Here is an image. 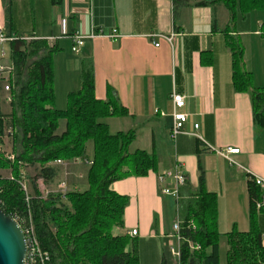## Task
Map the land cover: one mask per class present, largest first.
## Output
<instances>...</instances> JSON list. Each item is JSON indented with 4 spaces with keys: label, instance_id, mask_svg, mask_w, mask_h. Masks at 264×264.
Masks as SVG:
<instances>
[{
    "label": "crops",
    "instance_id": "0c3cea01",
    "mask_svg": "<svg viewBox=\"0 0 264 264\" xmlns=\"http://www.w3.org/2000/svg\"><path fill=\"white\" fill-rule=\"evenodd\" d=\"M7 14L5 9L0 13V30L17 38ZM58 18L61 39L34 35V39L57 45L53 55L55 90L67 95L78 91L83 62H91L96 98L117 101L129 112L128 116L105 121L110 132L135 130L131 153L145 151L157 159L155 173L111 185L112 192L129 199L124 226L117 228L115 236L130 237L142 264L168 262L165 239L171 235L165 217L169 197L162 196L161 189L176 186L172 180L160 185L158 177L177 165L186 177L187 187L182 186L183 198L175 200L176 220L182 215L178 202L186 203L191 193L198 191L202 169L206 191L217 196L220 234L225 236L233 228L249 232L246 172L264 178V128L255 124L252 92H237L233 85L232 56L224 33L230 22L227 10L223 6L214 9L193 4L176 9L173 0H64ZM246 21L239 24L237 31L232 30V36L243 48V71L251 75L253 88L264 90V15L254 14L247 24ZM92 32H102L103 36L86 39L80 53L74 54L73 36L88 37ZM151 35L173 40L170 44L162 38L152 39ZM173 93L186 98L182 110L189 116L186 132L194 133V125H199L198 134L204 143L191 135L171 140ZM4 101L6 108L9 103ZM208 147L239 149L240 153L232 156L238 166L230 165ZM54 166L56 176L49 182L37 174L36 183L43 197L88 189L84 179L89 165L76 161ZM257 222L264 246V210L258 213ZM132 231H137V236L131 237ZM132 249L131 246L129 251Z\"/></svg>",
    "mask_w": 264,
    "mask_h": 264
},
{
    "label": "trees",
    "instance_id": "16d2710c",
    "mask_svg": "<svg viewBox=\"0 0 264 264\" xmlns=\"http://www.w3.org/2000/svg\"><path fill=\"white\" fill-rule=\"evenodd\" d=\"M64 0H51L61 7ZM174 7L223 6L229 13L225 36L233 62V85L237 92H252L255 124L264 128V90L254 89L251 75L243 71L244 51L232 36L235 26L251 15H264V0H173ZM264 27V24H263ZM7 37H12L10 34ZM30 39V40H29ZM10 60L15 68L11 81L12 112L3 113V88L0 79V145L7 128L14 136V163L0 154V170H11L13 180L0 178V208L25 228L29 214L43 252L51 264H142L134 242L127 235L115 236L113 231L124 226L129 199L110 190L111 185L131 178L147 177L157 171L155 154L145 151L131 153L136 131L112 134L105 123L110 118L128 116L117 101L99 100L95 95L92 64L84 61L81 88L68 95L66 110L53 108L54 62L57 45L48 40L15 38L9 44ZM64 129L59 133L61 124ZM93 144L89 160L88 144ZM18 144V145H17ZM16 145L21 149L17 152ZM81 161L89 165L88 189L59 192L43 197L37 179L31 182L30 205L21 188L20 169L39 166V177L49 182L56 176L55 164ZM187 187V184H185ZM184 185V186H185ZM183 188L179 195L183 198ZM250 200V231L236 228L226 234L227 264H264V246L258 227L256 205L264 201V191L248 182ZM184 203L179 201L182 226L181 264H220L218 200L206 191L201 169L199 189ZM182 210H184L182 212ZM199 247L192 250L189 244ZM132 246V251L128 247ZM162 264H170L163 262Z\"/></svg>",
    "mask_w": 264,
    "mask_h": 264
},
{
    "label": "rangeland",
    "instance_id": "374dc122",
    "mask_svg": "<svg viewBox=\"0 0 264 264\" xmlns=\"http://www.w3.org/2000/svg\"><path fill=\"white\" fill-rule=\"evenodd\" d=\"M1 3H2V6L0 4V13L4 11V9L5 11L6 10L8 11V14H7L8 21L9 23L12 24L11 26L12 32L18 38H25V37L27 38L29 36H34V35L35 36L54 35L58 39L62 38L59 34L60 29L57 27L58 20L60 19L58 18V16H60L61 7L52 6L51 0H2ZM252 16L253 15H251L248 18V20L246 21V24L248 23L249 20H251ZM59 23H61V19L59 20ZM262 25H263V22L261 23V27ZM235 27L237 31L239 28V24ZM63 41L67 43L69 42L67 39H62V42ZM5 49L7 53L10 54L9 46H7ZM54 94H55V103L53 106L57 108V110H62V111L66 110L68 107L67 93L60 94V91L58 90L57 92L54 86ZM7 97L8 96L4 94L3 92L2 94L3 103H5L4 100L7 101ZM9 104H7L6 108H4L2 104V107L4 108L3 113L6 115L11 114L12 112V107ZM63 129H64V123L61 124L59 133L62 132ZM16 134H17L16 131H13L10 127L7 128L4 139H3V145H0V154L4 156L5 160H8L11 163H14V160H15L14 136ZM17 145H16L15 151L17 150V152H19L21 149ZM88 156L90 159L93 157V144L92 143L88 144ZM20 173H21V181H19V184L21 188L23 189L25 195H26V192L28 193V195L32 194L30 185H31L32 180L34 178H37L38 176L37 174L40 173V169L37 166L30 167V166L24 165L21 167ZM0 178L13 180V173L11 170H0ZM84 181L86 182L87 178L84 179ZM25 189H26V192H25ZM173 190L174 188L171 189L170 191L173 192ZM56 193H59V192H56ZM50 194H55V193H48L44 197L47 198V196ZM164 197H169L166 201L168 204L167 206L168 209H167L165 218H167L166 220L167 232L170 233V235L172 236L174 234L173 225L176 222V218H174L175 210H176L175 199L170 196H164ZM28 204L30 205V197H29ZM29 218H31L30 214H29ZM29 223H30V220H29ZM116 232H117V229L113 231V234L115 235ZM165 243H166V247H165L166 259L168 260V263L174 264L175 260L171 254L169 245L175 244L176 243L175 239L174 238L165 239ZM225 244H227V240L225 239V236H221L220 238V248H221L220 264H227V245ZM129 250H131V246H129L128 251Z\"/></svg>",
    "mask_w": 264,
    "mask_h": 264
},
{
    "label": "built area",
    "instance_id": "2783aa9c",
    "mask_svg": "<svg viewBox=\"0 0 264 264\" xmlns=\"http://www.w3.org/2000/svg\"><path fill=\"white\" fill-rule=\"evenodd\" d=\"M103 36L102 32L96 33L92 32L90 36L86 37L83 35L76 34L72 38V52L74 54H79L81 48L84 46V41L86 39H94L97 37ZM150 38L156 39V38H162L166 40L168 43H172L173 37L163 36V35H151ZM15 38L7 37L4 35L3 31L0 30V79L2 81V88L4 94H6L7 102H12V97L10 95V92L12 90L11 81L15 77V68L10 60V54L7 53L4 46L10 44L13 42ZM30 40V39H29ZM39 40V39H34ZM54 40V39H52ZM156 47H159V44H155ZM171 101L173 105V125L170 131V138L173 142L176 141V139L181 135H191L195 138H197L199 141L204 143L202 137L198 134L199 125H194L195 132L190 134L186 132V125L189 122V116L182 112V110L185 108L186 105V98L180 94L173 93L171 96ZM209 150L214 151L216 154L221 156L222 158L226 159L228 163L232 166H238L237 163L232 159L233 155H237L240 153L239 149L235 148H228L225 150H214L212 148H209ZM13 160V159H11ZM61 163V162H58ZM247 171V170H246ZM248 176V182H251L255 184L257 187L261 188L264 191V178H260L253 173L247 171L246 172ZM167 180H172L175 183V189L173 192H171L167 187L161 189L162 196H170L173 197L175 200L180 199L179 190L182 186L186 184V177L183 173L180 172V166H175V169L172 171H169L163 175H160L158 177L159 184H163ZM61 189H65V185L61 186ZM26 192V189H25ZM26 201L29 202V195L26 192ZM257 210H261L264 208V201L257 203L256 205ZM30 223L25 228L24 232L26 235L27 243H28V258L26 264H51L50 256L48 253H45L42 251L40 247V243L38 241L34 225L32 223V219L29 218ZM181 226L182 221L181 218H177L176 222L173 225V232L174 234L170 236L171 238L175 239V244H172L170 247L171 254L174 258V264H181V244L184 241V239L181 236ZM131 237L137 236V231H132L129 233ZM190 248L192 250H197L199 247L189 244Z\"/></svg>",
    "mask_w": 264,
    "mask_h": 264
},
{
    "label": "water",
    "instance_id": "95a60500",
    "mask_svg": "<svg viewBox=\"0 0 264 264\" xmlns=\"http://www.w3.org/2000/svg\"><path fill=\"white\" fill-rule=\"evenodd\" d=\"M28 252L22 225L0 208V264H26Z\"/></svg>",
    "mask_w": 264,
    "mask_h": 264
}]
</instances>
